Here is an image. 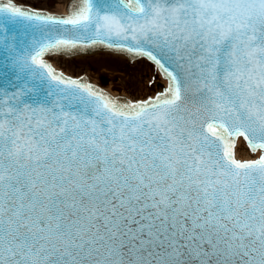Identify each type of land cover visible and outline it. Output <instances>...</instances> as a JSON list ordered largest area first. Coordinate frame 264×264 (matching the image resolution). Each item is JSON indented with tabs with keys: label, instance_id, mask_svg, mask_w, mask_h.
Here are the masks:
<instances>
[{
	"label": "snow or ice",
	"instance_id": "snow-or-ice-1",
	"mask_svg": "<svg viewBox=\"0 0 264 264\" xmlns=\"http://www.w3.org/2000/svg\"><path fill=\"white\" fill-rule=\"evenodd\" d=\"M5 12L79 34L41 28L18 48L13 20H0V72L18 69L22 81L6 112L0 104V264L133 255L139 264H264V0H82L61 18L9 3ZM114 37L171 53L186 75L135 47L168 88L120 104L42 59ZM24 96L23 107L13 103ZM237 137L259 156L237 160Z\"/></svg>",
	"mask_w": 264,
	"mask_h": 264
},
{
	"label": "water",
	"instance_id": "water-1",
	"mask_svg": "<svg viewBox=\"0 0 264 264\" xmlns=\"http://www.w3.org/2000/svg\"><path fill=\"white\" fill-rule=\"evenodd\" d=\"M106 2L107 0H97L98 5H104L106 4ZM81 3L82 0H75L70 9H75L77 7H80ZM125 3H127V0H125ZM4 6L6 5L0 1V7H4ZM163 6L171 8L173 7V4L170 2ZM23 10L31 12L26 9ZM95 11L96 8L93 9V14H95ZM39 14L50 16L45 13H39ZM53 17L61 18L57 16H53ZM0 20L3 21L13 20V23L8 24V31L9 34L15 33L17 35L18 48L20 46V40H19L20 37H23L25 43L28 45H31L35 43L36 40H39L41 37V31H40L41 28H50L51 29L50 34L54 38L72 39L74 38L75 35L79 34L77 30L70 25L69 26L45 25L42 21L29 22L20 18H12L10 14L7 12L0 15ZM44 42H48V41L45 40ZM96 47L128 53L131 56L141 55L131 50L135 47H143L146 49H150L155 55H157L158 58L162 60V62L168 68L173 70L178 76L183 77L186 75V69L178 67L177 63L174 62V58H170L171 53H166L164 51H161L160 48L152 47L147 43L141 44L138 41H134L132 39L124 40V39H116L114 37L113 40L111 41L97 40L96 43L89 42L87 44H78L75 47L66 48L61 52L72 54L81 50H88ZM24 54H27V49H25L24 52L22 53V55ZM4 55L5 53L0 52V63H3ZM63 57L64 58L53 57L52 60L53 65H56L64 73L68 75H72L73 77L87 75L90 78L89 79L90 82L96 83L97 81L100 85L102 84L101 78L106 79L105 85H103V87L107 89L108 92H110L109 94L119 95V93H123L122 95L125 94L127 97L138 99L150 95L152 92H154L156 88L155 83L158 81V79L156 78V76L153 75L150 77V74L152 73V69H150V66H148L145 63V61H138L132 63L122 56H118L112 53L111 54L106 53L104 51H95L90 54H81L76 57H71L70 59H66L65 56ZM17 71L18 69L8 68L0 72V89L7 90L4 100L0 101V104L4 105L3 111L5 112L7 111V108L9 106L7 97L10 96L13 92H17L18 91L17 85L22 83V81L17 79ZM29 79L31 78L29 77ZM79 82L84 84L83 81H79ZM160 83L165 85V82L163 81H161ZM95 91L102 93L97 90ZM194 91H195L194 88H189L187 92V96L189 98L187 103L189 105H191V97L193 96ZM42 95L43 93H41V96ZM28 98H29L28 96H24L20 100L14 101L13 103L20 104V106L23 107L21 100H27ZM114 101L120 102V104L127 103L124 100H114ZM29 114L30 113L27 112L25 113V115H29ZM240 142L241 140L238 141V145L236 148V153H237L236 154L237 156H235L236 159H239V157L241 158L239 160L253 158L254 156H249L246 153H244L245 151L243 149L242 144H240ZM5 157H7V152H5ZM8 162L9 161L5 159V163L7 164ZM84 203H88L87 197L84 198ZM245 207H247V205ZM74 219H75L74 214H72L70 211L65 212V216L63 219V222L65 224H70ZM7 220H8V214L6 213L5 221ZM7 227L8 225L7 223H5V228ZM41 242L44 243V241ZM52 243H55V246L58 248L63 246L62 242L60 241H53ZM52 243H49L47 245L49 249L52 248ZM127 251L128 250L126 248L123 249L124 253H127ZM49 259H54V255L50 253ZM28 264H32V262L28 261ZM39 264H49V261L41 259L39 261ZM83 264H104V262L102 260L97 261L93 259V260L85 261L83 262ZM108 264H121V261L119 260V258H110ZM122 264H139V261L138 258L135 257L134 255L131 258L125 256ZM148 264H159V262L150 260Z\"/></svg>",
	"mask_w": 264,
	"mask_h": 264
},
{
	"label": "rangeland",
	"instance_id": "rangeland-1",
	"mask_svg": "<svg viewBox=\"0 0 264 264\" xmlns=\"http://www.w3.org/2000/svg\"><path fill=\"white\" fill-rule=\"evenodd\" d=\"M13 3V5H19V6H25L28 8H31L33 10H39V11H47V12H53V13H60L56 11V6L58 4H67L68 0L61 1V0H9Z\"/></svg>",
	"mask_w": 264,
	"mask_h": 264
},
{
	"label": "bare ground",
	"instance_id": "bare-ground-1",
	"mask_svg": "<svg viewBox=\"0 0 264 264\" xmlns=\"http://www.w3.org/2000/svg\"><path fill=\"white\" fill-rule=\"evenodd\" d=\"M61 1L63 2V1H66V0H61ZM69 1H70V0H68V2H69ZM67 4H68V3H67ZM67 4H65V5H63V4H61V3L58 4V5L56 6V11H57V12H60V14H61V13H63V14L66 13V7H67Z\"/></svg>",
	"mask_w": 264,
	"mask_h": 264
}]
</instances>
